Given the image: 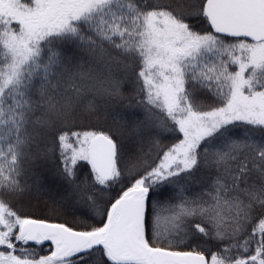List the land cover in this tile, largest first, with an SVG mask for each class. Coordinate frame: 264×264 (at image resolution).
I'll list each match as a JSON object with an SVG mask.
<instances>
[{
  "label": "rangeland",
  "instance_id": "obj_1",
  "mask_svg": "<svg viewBox=\"0 0 264 264\" xmlns=\"http://www.w3.org/2000/svg\"><path fill=\"white\" fill-rule=\"evenodd\" d=\"M116 1L120 0H109L105 4L102 0H0V11L2 10V14L6 15L4 10H7L10 15L7 24H16V27L12 28V32H9L10 35L0 31V44H3L10 53L8 64H15L20 61L10 73L7 72L9 69L0 68V83L3 84V87L12 84V82L20 83L19 75L22 74V76L31 77L27 87L34 86L39 81L47 79L45 75L47 65L49 59H53V57L57 59L60 57V64L64 67L61 69L63 70L67 68L66 63H70L69 60L81 69L82 65L88 67L89 62L85 58L83 59V56L90 57L89 59L96 62L94 67L97 70L100 63L101 66L106 67L104 63H111L113 56H117V52L111 46L102 48V41L105 43L109 40L107 39L108 36L118 38L117 40H121L120 42L125 46L123 48L126 53L131 54V57L128 55L123 58L117 56L120 62L128 66L126 68H128L129 76H131L129 78L138 80L137 70L141 69L142 64L145 70L141 73L144 83L148 89L151 88L156 92L157 96L153 98L161 99L159 103L163 105L164 114L168 116L167 119L174 127L170 128L163 119H156L151 110L148 109L149 107L142 104L143 113L153 116L156 123L159 124H156V127L160 130L154 134L153 140L147 143L146 149L150 159L140 158V149L136 145L135 152L139 153V156L133 163L127 160L125 152L120 146L121 141L114 135L115 131L110 128L107 129V137L114 140L120 148L119 152L118 147H116L114 175H131L133 169H142L140 174L132 180L134 185L148 183V177L151 175L157 177L156 179H159L160 182L164 177L176 182L178 174L185 171L186 178L183 181L188 179L195 181L193 178L195 176L197 185L202 186L205 190H208L206 181L209 178L204 177L207 175L210 177V188L214 189L217 185H222L223 181L218 177L214 181L212 176L215 174L211 175V171H218L217 168L220 166V159L218 158L220 156L215 153V150L209 153L212 155L210 157H207V154L204 155V159L209 158L216 163L209 165L207 175L203 174V168H201L202 165L206 164H200L199 170L192 174L191 169L185 168V159L189 152L197 148L203 137L216 133L217 128L223 124L232 123V120H242L247 126L253 127L257 133L264 129V42L250 44L241 40L229 45L230 43L225 44L222 39L219 40L211 32L197 33L199 36L198 39H195V35L184 29L183 25H174L169 18L167 19L168 16L164 11L146 14L138 21L132 4H116ZM159 1L162 2V0H155L157 3ZM200 2L199 0H187V2L182 3L169 2V9L173 10L174 7L175 11L182 9L184 12L196 14ZM106 6L107 10L109 7L118 8L119 12L110 16ZM125 10L127 14L123 12ZM73 23L75 24L72 26ZM77 25H86V31L89 34L85 37V43H82V39L70 35L77 32V27L74 28ZM123 29L126 31L124 32ZM57 41L62 43V47L64 45L65 48H68L71 54L78 53L80 60L65 58L62 52L64 49L57 45L59 44ZM29 44L33 45L30 47ZM223 44L229 46L226 47ZM115 46L119 48L118 45L115 44ZM35 51L37 58H34ZM106 54L112 57L107 62L104 61ZM83 60L85 61L83 62ZM22 64H24V69ZM75 67L73 66V68ZM86 70L88 71V69ZM186 73L194 74V81L198 83L193 94L189 91L185 93L181 84V80L186 78ZM179 76L182 77L180 80ZM76 85V83L71 82L67 87L68 91L73 92L74 98H77L74 90ZM104 86L106 90L107 86ZM108 86L113 89L109 94L117 96V100H123V95L114 90V86ZM180 91L185 95L178 97ZM205 94H208V98ZM5 97L4 102H2L5 106L4 123L8 122L0 126V184L3 183L4 178L9 179L15 170L14 159L16 156H20L26 141L28 144L31 142L37 144L39 146L38 153L40 147H46L53 159L56 152L60 150L64 151L63 157L70 155L76 158L78 154L82 158H87V144L91 137L96 134L104 135L105 130L100 127L98 115L96 116L94 113V109L97 110L103 106L101 103L91 104L90 100L84 99L83 94L77 98V100L81 99L82 101L79 107L73 106V109L68 108L66 111H64L65 105L63 103L65 99L58 96L56 102L51 100L48 104L49 107L43 108L41 113L34 118L33 125L26 124L24 121L26 118L20 119V115H13V112L8 109L9 105L18 104V97L10 93H7ZM121 102L125 105L124 100ZM152 103L154 105L155 100H152ZM119 105H121L120 102H115V109L119 110ZM108 113L110 114L111 110H108ZM102 114L104 115V112ZM12 115L16 118L14 119ZM164 126L169 127L172 131ZM31 133L35 135V138L30 136ZM128 135L127 140H130L131 144L138 141V138L134 137L135 130L133 127L128 130ZM166 141L168 142L167 145L165 144ZM241 149L244 148L241 146ZM221 151L223 152L222 149ZM260 151H264L262 144L257 152ZM154 157L156 160L153 161ZM49 161L51 162V160ZM121 162L124 163L125 168L121 166ZM151 162L154 163L153 170H150V166H148ZM42 164L44 171L52 173L51 167L54 166V162L52 166L46 162ZM214 165L216 166L214 167ZM165 168L170 170L164 173ZM262 174L259 182L261 192L258 194L255 186L253 188L241 186L240 191L234 192L224 188L223 192H218L217 195L214 191L211 192V195H215L214 208L194 202L189 206L186 203L177 202L178 206L173 210L168 207L169 211L162 212L156 206L151 207L148 212L150 224L148 229L152 232L151 238L153 240L155 238H167L165 231H168L169 227L183 233L185 227L180 229V225H182L180 222L195 218L197 220L194 222L195 227H200L205 236L211 233L212 235H220V238L225 241L228 240L226 237L230 238L229 245H222L224 252L207 257L206 264H245L244 261L235 263L232 255L234 250L238 248L241 252L245 251V248L240 245L238 236L245 237V241L249 238L259 239L260 233L264 236V172ZM44 176L45 178L48 177L47 174ZM175 186L171 188V191L177 190L180 193V185L176 183ZM34 193L37 197V190ZM44 193L40 192L39 194L42 197L47 196L52 201H44L45 198L40 201L34 198L29 201L30 205L38 207L45 203L50 207H58L63 204L64 198L55 196L57 193H55L54 188L50 191L46 190ZM62 206L69 209L68 204ZM107 215L103 226H106ZM183 217L188 218L182 220ZM23 222L19 227L18 234L19 238L24 241L20 230ZM2 223L4 220L0 218V224ZM190 224L191 222L188 225ZM219 229L224 232L220 233ZM101 230L103 229L101 228ZM159 231L164 235H161ZM186 234L188 237L192 235L190 231ZM144 235L143 238H146V227ZM179 238L183 239L185 235L178 236L176 241H179ZM36 242L38 243V241ZM50 242L53 243L52 240ZM51 248V253L48 255L50 261L51 255L54 253L53 244ZM184 252L191 251L179 253L184 254ZM118 264L132 263L129 261L118 262Z\"/></svg>",
  "mask_w": 264,
  "mask_h": 264
},
{
  "label": "trees",
  "instance_id": "obj_2",
  "mask_svg": "<svg viewBox=\"0 0 264 264\" xmlns=\"http://www.w3.org/2000/svg\"><path fill=\"white\" fill-rule=\"evenodd\" d=\"M199 1L201 2L199 8H197L195 12L196 14L184 12L182 9L175 11L174 7L173 10L169 9V2L182 3L187 2V0H162V2L159 1L158 3L155 2V0H120L118 2L116 1V4H132L138 21L146 14L149 15V13L164 11L168 16L167 19L169 18L174 25H183L182 27L184 29H187L192 35H195V39H198V34L211 32V34L219 40L222 39L225 44L230 43L229 45H231V43H238V41L241 40L250 44L253 43L250 40L241 38L220 36L211 31L202 10L204 0ZM102 2L105 4L109 2V0H102ZM105 8L107 10V6ZM4 12L6 15L2 14V10L0 11V31H3L6 35H10L12 28H15L16 24H7V19L10 18V15L7 10H4ZM107 12L110 16H113L119 12V9L109 7ZM123 12L127 14L126 10ZM132 16H134V13H132ZM74 24L75 23H73L72 26ZM85 26L86 25L74 26V28L77 27V32L70 35L82 39V43H85V37L89 34ZM123 30L124 32L126 31V29ZM114 38L115 37L108 36L107 39L109 40L105 43L102 41V48L111 46L113 50H116L117 56L123 58L125 55H128L131 57V54L126 53L124 50L123 47L125 46L120 42L121 40L119 39L120 41H118V38ZM96 41H94V43H96ZM57 42H59L57 45L64 49L62 52L65 58L68 59L69 57V59L74 58L76 61L80 60V58H78V53L71 54L68 48H65L64 45L63 47L61 46L62 43L60 41ZM115 44L118 45L119 48H117ZM31 45L29 44L30 47ZM229 45L223 44V46L226 47ZM34 54V58H37L36 51ZM105 56L104 61L106 62L112 59L108 54ZM117 56H113L112 60L114 62L104 63L106 67L101 66L102 64L100 63L98 70L94 67L96 62L89 59V56V58L83 56V59L85 58L86 61L89 62L88 67L82 65L83 67L81 69V67H78L74 62L69 60L70 63H66L67 68L64 70L61 69L64 67L60 64V57H58V59L53 57V59H49L47 65L45 73L47 79L39 81L38 84L34 86L29 85L30 87H27V83L31 80V77H25L24 75L22 76V74L19 75L21 79L20 83L12 82V84H7L5 87L0 83V126L8 122L4 123L5 106H3L4 103H2L7 93L17 96L19 100L18 104L14 106L9 105L8 109L13 112V115H20V119L26 118V120H24L25 123H30L32 125L34 118L41 113L43 108L49 107L48 104L51 100L56 102V97L58 96L59 98L62 97L65 99L63 103L65 105L64 111H66L68 108L73 109V106L78 108L82 101L81 99L77 100V98L81 97L83 94L84 99L87 101L90 100L91 104L101 103V106H103L102 108H98V111L94 109L95 115H98L97 118H99L98 122L100 127L105 130V136H107V129L110 128L115 131L114 135L121 141L120 146L124 150L129 162L133 163L138 159L139 153L137 154V152H135L137 149L135 148L136 145L140 149V158L144 157L145 160L150 159L148 157L149 152H147L146 149L147 143L153 140L154 134L160 130V128L158 129L156 127L158 122L156 123L153 116L156 119H163L164 123L170 128L174 126L170 123L169 119H167L168 116L164 114L162 109L163 105L159 103L161 99L158 97L153 98L157 96L156 92L151 88L148 89L144 83L141 73L145 70L142 64V70H137L138 80L133 78L130 79L129 77L131 76H129L128 68H126L128 66L120 62ZM9 57L10 53L7 48L3 46V44H0V68L3 70L9 69L7 72L10 73L20 61L15 64H8ZM84 61L85 60H83V62ZM73 66L76 67L73 68ZM22 68L24 69V64H22ZM77 68H80V70H77ZM86 69H88V71ZM193 75L192 73H186L185 80H181L185 93L189 91L193 94L194 90L198 87V83L194 81ZM15 78L17 77L15 76ZM181 78L182 77L179 76V80ZM71 82L77 84V87H74L77 98H74L73 92L67 90L68 84ZM65 84H67V86H65ZM104 85L107 86L106 90ZM108 85L114 86V90L119 91L123 95L122 97L125 105L121 102L123 100H117V96L109 94L113 89ZM131 93L132 96H130ZM185 93L183 94V92L180 91L178 97H182ZM41 96H43V99H41ZM205 96L208 98V94H205ZM152 100H155L154 105ZM115 102L121 103L122 106L119 105V110L115 109ZM142 104L149 107L148 109L151 110L153 116L143 113L141 109ZM108 110H111L110 114ZM103 112L104 115L102 114ZM13 118L15 119L16 117L13 116ZM231 122L232 123L221 125L217 128L216 133L214 132L203 137L197 148L189 152L184 163L186 169L189 168L192 170V174L199 170L200 164H206L204 166L202 165L201 168H203V174L207 175L209 165L211 166L216 163L209 158L204 159V155L207 154V157H210L212 155L209 153L215 150V153L220 156L218 157L220 159V166L217 168L218 171H211V175L213 173L215 174L212 176L214 181L217 180V177L223 181V187L222 185H217L214 189L210 188V177L208 175L204 176L209 178L206 181L208 190L197 185L195 176L193 177L195 181L189 179L183 181V179L186 178L185 171L178 174L176 182L167 180L165 177L161 182L153 175L148 177V183L145 185L150 190V200L145 224L147 241L150 246L179 252L190 250L193 252H201L206 257H211L214 254L218 255L224 252L223 244L229 245L230 238L228 237H226L228 240L225 241L220 238L218 234L212 235L209 233V235L205 236L203 231L201 232L200 227H195L196 224L194 222H197L195 218L180 222L182 224L180 225V229L185 227L183 233L177 232L175 229L169 227L168 231H165V233L167 232V238H155L153 240L151 238L152 232L148 229L150 225L148 221V212L153 206L160 208L162 212L169 211L167 208L169 206L176 207L178 203H186L189 206L192 202L202 203L203 205H209V207L214 208L213 201H215V195H211V192L214 191L217 195L218 192H223L224 188L234 192L237 190L240 191L241 186H250V188L255 186L257 194L261 192L259 182L263 175L262 172H264V151H257L258 148L261 147V144L264 145V129L260 131V133H257L253 127L247 126L242 120H232ZM132 127L135 130L134 137L138 138L137 142H133L134 144H131L132 142L127 140L129 136L128 130ZM169 127H167L168 130H170ZM30 136L35 138L33 133H31ZM260 138L262 139L260 140ZM112 141L114 142V140ZM27 142L28 141L24 142L25 148L21 150L20 156L18 155L14 159L15 163H13V165L15 164V170L11 173L10 178H4L3 183L0 184V218L4 220V223L0 224V264H118L108 261L103 250L99 247L69 258L68 260L50 261L48 255L51 251V245L48 243L37 244L21 240L18 234L19 223L24 220V218H33L64 223L73 229L81 231L99 227L104 221L106 210L109 205L116 200L123 190L133 185L132 180L140 174L142 169H133L131 175L115 174L111 180L102 181L95 175L86 157L82 158L78 156V154L76 158L70 155L63 157L62 154L64 151L60 150L56 152L53 159L47 152L46 147H40V152L38 153L37 150L39 146L33 142L29 144ZM114 144L118 147V151L120 152L119 146H117L115 142ZM165 144L167 145L168 142L166 141ZM241 146L244 149H241ZM66 152L71 154L69 151ZM49 160H51V162ZM154 160H156V157H154L153 161ZM43 162L44 164L46 162L49 166H52L54 162L55 168H53L54 166L51 167V172L53 174L44 171ZM121 166L125 168L123 162H121ZM148 166H150V170H153L154 163L151 162ZM215 166L216 165H214V167ZM169 170L165 168L163 172L165 173ZM46 174L48 177L45 178L44 175ZM176 183L181 187L179 189L180 193H178L177 190L171 191V188L176 187ZM52 188H54L55 193H57L55 196L61 199L62 197L64 198L63 202H61L63 204H68L69 209L63 207V204L58 207H50L45 203L38 207H32L30 205L29 201H32L34 198L40 201L43 200V198L46 199H44V201H52V199H48L47 196L42 197L39 194L40 192L44 193L46 190L50 191ZM35 190H37V197L34 193ZM38 191L40 192L38 193ZM187 218L188 217H183L182 220ZM189 222H191L190 225H188ZM151 224H153V221H151ZM188 231L192 234L190 237L186 234ZM219 232L222 233L224 231L219 229ZM159 233L164 235L161 231H159ZM182 235H185V238H179V241H176L177 237ZM238 238L240 240V245L245 248V251L241 252L239 248L234 250L232 257L235 263L244 261L245 264H264L263 234L260 233L259 239L249 238L245 241V237L241 238L238 236Z\"/></svg>",
  "mask_w": 264,
  "mask_h": 264
},
{
  "label": "water",
  "instance_id": "obj_3",
  "mask_svg": "<svg viewBox=\"0 0 264 264\" xmlns=\"http://www.w3.org/2000/svg\"><path fill=\"white\" fill-rule=\"evenodd\" d=\"M204 14L211 29L220 35L246 37L254 41L264 40V0H208L204 5ZM114 153L113 143L101 135L92 137L88 143L89 161L104 180L112 173ZM130 193L114 207L108 230L116 221L115 216H117L119 223L127 224V237L129 236L130 244H126L127 247L124 248L128 250L138 248L144 258L139 259L128 255L113 256L112 254L119 249V246L108 237V232L97 241V244L105 247L110 256L118 261H140L145 264H206V259L202 254H178L163 249H148L141 243L138 239L141 236L147 198L141 188ZM23 233L55 237L57 244H60L54 255L56 257L59 256V253L66 256L72 252L83 250L90 246L91 241L89 234L39 221L27 222L23 227ZM121 245L120 248L123 249L125 244Z\"/></svg>",
  "mask_w": 264,
  "mask_h": 264
},
{
  "label": "flooded vegetation",
  "instance_id": "obj_4",
  "mask_svg": "<svg viewBox=\"0 0 264 264\" xmlns=\"http://www.w3.org/2000/svg\"><path fill=\"white\" fill-rule=\"evenodd\" d=\"M116 156V148H115V153H114V163H113V169H112V173L111 175L107 178V179H103L100 177V175L94 170L92 164L89 162L91 168L93 169L95 175L102 181H109L112 179V177L114 176V167H115V157ZM146 183H143V184H140V185H132L131 187H128L124 190V192L120 193L119 196L116 198V200H114L110 205L109 207L107 208L106 210V215H107V219H106V226H103L104 225V221L103 223L99 226V227H95V228H92V229H89V230H85V231H81V230H76V229H73L67 225H65L64 223H60V222H51V221H48V220H45V219H33V218H24L23 221V226H22V229L20 228L21 230V233H22V236L24 237V241L25 242H31V243H37L36 241H38L37 244H42V243H48L50 245H54V253L51 255V260L52 261H56V260H68L69 258H72V257H75L79 254H82V253H86L88 252L89 250L93 249V248H101L104 252V255L106 257V259L108 261H111L113 263H118V262H128V261H118V260H115L114 258H112L109 254V251L103 247L102 245H99L97 244V241L101 238H103L104 235H107V232H108V237L113 240V242L116 243V245L119 246V249H117L115 251V253H113L112 255L115 256V257H118V256H129V257H135V258H144L143 254H141V251L138 249V248H133V250H128L127 248H124V247H127L126 244H130V240L128 239L127 235V224H121L117 221V216H115V220L111 227L109 228L108 230V227H109V224H110V217H111V214H112V211L114 209V207L116 206V204L126 195H129L131 194L130 192H132L133 190L135 189H138V188H141L144 190L145 192V197L147 198L146 199V203H145V214H144V221H143V226H142V230H141V236L140 238L138 239L141 243H143L145 246H147L148 249H152V248H159V247H152L149 245L148 241H146L145 239L147 238H143V235H144V232H145V227H146V224H145V221H146V215H147V208H148V204H149V200H150V190L148 189L147 190V186L145 185ZM168 208V207H167ZM173 208L175 207H170L169 206V209L170 210H173ZM106 215H105V218H106ZM104 218V220H105ZM114 220V219H113ZM29 221H39V222H44L46 224H55V225H61V226H64L65 228L67 229H70V230H73V231H77V232H81V233H85V234H89L91 236V241H90V246L87 247V248H84L83 250H80L78 252H72L70 254H67L66 256H63L62 254L59 253V256L56 257L54 256L56 251L58 250V248L60 247V244H57V241H56V238L55 237H51V236H41L40 234H36L34 236V234H31V235H27V234H24L23 233V227L24 225L29 222ZM19 223V227H21V223ZM101 228L103 230H101ZM145 236V235H144ZM39 239V240H38ZM128 239V240H127ZM50 240L53 241L50 242ZM145 240V241H144ZM121 244H125L123 246V249H121L120 247L122 246ZM52 249V248H51ZM121 249V250H120ZM51 253V252H50ZM205 258H207L205 255H204ZM131 262H137V264H145L143 262H140V261H131ZM151 264V263H150Z\"/></svg>",
  "mask_w": 264,
  "mask_h": 264
}]
</instances>
